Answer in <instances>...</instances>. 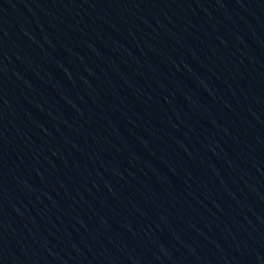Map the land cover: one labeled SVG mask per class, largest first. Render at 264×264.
I'll use <instances>...</instances> for the list:
<instances>
[{
    "label": "water",
    "instance_id": "water-1",
    "mask_svg": "<svg viewBox=\"0 0 264 264\" xmlns=\"http://www.w3.org/2000/svg\"><path fill=\"white\" fill-rule=\"evenodd\" d=\"M0 264H264V0H0Z\"/></svg>",
    "mask_w": 264,
    "mask_h": 264
}]
</instances>
